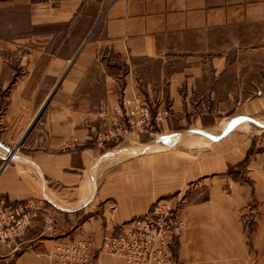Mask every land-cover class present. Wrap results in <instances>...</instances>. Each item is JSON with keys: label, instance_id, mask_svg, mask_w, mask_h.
I'll return each mask as SVG.
<instances>
[{"label": "crops", "instance_id": "crops-1", "mask_svg": "<svg viewBox=\"0 0 264 264\" xmlns=\"http://www.w3.org/2000/svg\"><path fill=\"white\" fill-rule=\"evenodd\" d=\"M19 1L29 3L32 25L62 24L67 30L57 39L54 33L16 37L14 41L21 48L28 39L37 45L9 56L19 61L12 71L7 114L3 116L9 120L11 135L22 141L20 152L11 155L6 166H0V194L13 201L44 199L48 217L40 212L43 215L30 221L21 238L25 249L0 247V264H42L45 258L41 253L68 244L70 236H91L97 248L103 233L144 213L151 198L137 207L133 183L113 176L118 154L140 155L180 145L195 148L200 137L214 143L239 129H264V114L257 115L264 108V94H258L244 104L249 105L246 110L228 116L217 130L196 125L165 131L153 145L104 152L99 144L83 143L92 136L93 125L88 121L111 116L116 106L124 114L128 102L135 99L132 97L139 88L128 77L135 62L174 57L185 60L182 69L172 71L167 85L170 106H179L178 88L183 80L204 73L200 59H209L214 74L225 69V53L209 54L214 35L263 23L264 0H100L99 4H104L100 29L92 39L86 38L84 31L69 29L80 18L82 0ZM5 59L0 53L1 88L6 85ZM121 76L125 81L118 87ZM41 112L38 125H32L27 135L30 123ZM244 146L243 153L250 146L248 141ZM1 152L0 160L6 148ZM255 155L245 164L251 182H240L227 193L214 191L219 189L216 187L204 200L179 210L189 254H197V243L203 241L201 258L216 252L227 264L246 263L248 237L237 220L235 206L261 198L264 179L252 171L264 168V150ZM181 249L179 246V253Z\"/></svg>", "mask_w": 264, "mask_h": 264}, {"label": "rangeland", "instance_id": "rangeland-1", "mask_svg": "<svg viewBox=\"0 0 264 264\" xmlns=\"http://www.w3.org/2000/svg\"><path fill=\"white\" fill-rule=\"evenodd\" d=\"M99 1L82 0L78 15L80 18L71 24L69 29L77 33L84 31L86 38L90 39L98 35L104 5L99 4ZM29 7V3L19 0L0 3V53L8 61L7 65L5 64L6 73L3 74L6 85L3 88L0 87V151L6 148V153L0 160L1 167L6 166L7 163L4 160L9 151L13 149L10 155L20 152L19 144L22 141V138H14L11 135V127H8L9 120L3 116L7 114L5 110L9 101L8 88L12 80V71L15 70L19 61L14 56H9L13 55L15 50L23 52L37 45L28 39L23 42L22 45L25 46L21 48L14 39L19 36L49 33L56 34L55 39H57L67 30V27L62 24L32 25L29 22ZM209 45L212 48L209 54L225 53V69L222 73L214 74L211 72L209 59H200L205 65L203 66L204 73L183 80L178 88L179 106H170L167 85L172 71L182 69L187 62L177 57L153 58L135 62L128 77L136 82L134 86L135 88L138 86L139 90L136 89L135 96L132 97L135 99L128 102L127 110L133 109L135 115H139L140 107L146 106L149 122L124 123V116H121L120 121V111H115V108H118L116 106L111 116L98 118L97 121H88L87 124L93 125L92 136L83 143L99 144L102 152L122 146L138 148L148 144L153 145L162 132L186 130L196 125L217 130L228 116L234 112L246 110L249 105L244 104L248 103L250 98L264 94V22L219 32L214 35ZM124 81L121 76V79L117 80V86L121 87ZM148 89H151L149 93ZM118 94H120L119 90ZM43 112L30 123L31 128L27 129V135L30 129L32 131V125L36 123L38 125L37 121L42 117ZM115 114L116 120H114ZM262 114H264V108L257 112V115ZM125 124H127V130L123 131ZM24 125L25 123L22 124L21 131ZM17 133L20 134V132ZM206 139L198 138L196 141L198 146L195 148L180 145L171 150L140 155H133L129 152L118 154L115 157L117 160L113 161L116 165L113 176L133 183L135 199H139L136 203L137 207L143 206L146 200L151 198L149 208L127 221L122 227L103 233L97 248L94 247L91 236H70L68 244L56 245L41 253L42 255L39 254L45 258L42 264H162L163 262L165 264H227L225 259L219 257L216 252L210 258H201L200 251L205 249L203 241L197 243V254H189V249H185V244L189 242L186 243L183 238L185 224L178 212L185 204L204 200L216 187L219 189L214 191L227 193L234 191L240 182L247 179L251 182L245 164L251 156L256 157L255 152L264 150V129L255 127H250L248 130L239 129L214 143ZM247 141L250 146L243 153ZM0 155H3L2 152ZM227 159L233 162H227ZM252 172L264 179V168ZM127 187L129 188V183ZM261 188L260 200L252 198L235 206L238 212L237 220L242 223L248 237L245 264H264V233H260V231L264 232V183ZM165 208L170 209L169 220L172 221L171 224L166 217V227L162 219H159L160 214L155 212L166 211ZM46 209L43 199L34 217L43 215L40 212L48 217ZM48 221L52 220L49 218ZM147 225L150 230L156 229L155 233H149L152 254L148 263H135L127 260L124 256L112 253L103 245L105 237L130 232L135 226L146 228ZM24 231L13 241L0 244V247L14 248L15 251L25 249V245L21 243ZM231 235L236 237L233 233ZM78 241H83L88 245L85 255L84 251L77 252L73 249H68L66 252V247H71ZM179 246L182 247L180 253ZM83 257L86 260H82Z\"/></svg>", "mask_w": 264, "mask_h": 264}, {"label": "built area", "instance_id": "built-area-1", "mask_svg": "<svg viewBox=\"0 0 264 264\" xmlns=\"http://www.w3.org/2000/svg\"><path fill=\"white\" fill-rule=\"evenodd\" d=\"M115 109L116 112L120 111L118 108ZM121 116H124V123L128 124H132L134 123V121L141 123L149 122L148 109L146 106L140 107L139 115H135L133 109H131L130 111L126 109L124 115H119L120 121ZM116 119L117 116L115 114L114 120ZM122 130H127V124L124 125V128H122ZM12 150L8 152L6 160H4V162L6 161L7 163V161L10 160V154L12 153ZM42 203L43 199L13 201L0 194V244L9 243L10 241H13L16 236L23 232L26 226L29 224L30 220L36 215V212L40 208ZM165 209L166 211L155 212L157 214H160L159 219H162V223L166 227L165 218L168 217V221L171 224L172 221L169 220V216H171L170 209ZM155 232L156 229L150 230L148 229V225L146 228H140L135 226L134 229H132L130 232L105 237L103 245L104 247H107V249L110 250L112 253L124 256L127 260H131L135 263H148L149 257L152 254L149 233L153 234ZM66 248V252L68 249H73L77 250V252L84 251L85 255V251L86 249H88V245L85 244L83 241H78V243H75L71 247L68 246ZM82 260H86V258L83 257ZM162 264H165V262H163Z\"/></svg>", "mask_w": 264, "mask_h": 264}, {"label": "trees", "instance_id": "trees-1", "mask_svg": "<svg viewBox=\"0 0 264 264\" xmlns=\"http://www.w3.org/2000/svg\"><path fill=\"white\" fill-rule=\"evenodd\" d=\"M1 1V0H0ZM3 1V0H2Z\"/></svg>", "mask_w": 264, "mask_h": 264}, {"label": "bare ground", "instance_id": "bare-ground-1", "mask_svg": "<svg viewBox=\"0 0 264 264\" xmlns=\"http://www.w3.org/2000/svg\"><path fill=\"white\" fill-rule=\"evenodd\" d=\"M181 141V140H180Z\"/></svg>", "mask_w": 264, "mask_h": 264}]
</instances>
